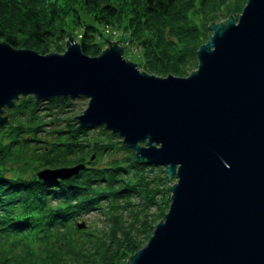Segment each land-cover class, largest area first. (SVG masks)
Segmentation results:
<instances>
[{
  "label": "water",
  "instance_id": "obj_1",
  "mask_svg": "<svg viewBox=\"0 0 264 264\" xmlns=\"http://www.w3.org/2000/svg\"><path fill=\"white\" fill-rule=\"evenodd\" d=\"M208 28L185 77L143 71L108 39L97 56L71 34L47 54L0 41V126L23 96L86 97L81 127H106L138 163L176 175L164 219L130 264H264V0Z\"/></svg>",
  "mask_w": 264,
  "mask_h": 264
},
{
  "label": "trees",
  "instance_id": "obj_2",
  "mask_svg": "<svg viewBox=\"0 0 264 264\" xmlns=\"http://www.w3.org/2000/svg\"><path fill=\"white\" fill-rule=\"evenodd\" d=\"M247 0H0V41L47 54L69 34L90 56L106 26L127 35L135 62L188 76L209 25L239 17ZM120 33V34H121ZM131 59V58H130ZM71 97L23 96L0 126V264H130L171 202L163 166L104 126L83 128ZM61 177L46 171L70 169ZM56 175V177H54Z\"/></svg>",
  "mask_w": 264,
  "mask_h": 264
},
{
  "label": "rangeland",
  "instance_id": "obj_3",
  "mask_svg": "<svg viewBox=\"0 0 264 264\" xmlns=\"http://www.w3.org/2000/svg\"><path fill=\"white\" fill-rule=\"evenodd\" d=\"M238 18V17H236ZM105 33L108 34L107 36V39L111 42H119V44L121 46L124 47V55L127 59L129 60H132L135 62L136 60V55L139 53V50L137 51L136 48H132V46L128 43L127 41V35H123V33H121L120 30L116 29V28H113L111 26H106L105 29H104ZM121 33V34H120ZM75 38V37H74ZM76 39V38H75ZM77 40V39H76ZM109 46V42L106 41V45H105V48ZM104 48V49H105ZM66 49V46L65 48L63 49V52L65 51ZM52 52H57V51H52ZM50 53V52H49ZM138 56V55H137ZM131 58V59H130ZM142 70V69H141ZM144 71V70H143ZM191 74V73H190ZM189 74V75H190ZM185 77V76H184ZM75 101L76 102H79L78 106H77V109L75 110V112H73V114H81L88 106V102H89V98H86V97H77L75 98ZM122 138V137H121ZM164 168V167H163ZM165 169V168H164ZM177 182V177L176 175L173 176V178L171 179V182H170V185H173L174 183ZM168 194L170 195L171 197V192H168Z\"/></svg>",
  "mask_w": 264,
  "mask_h": 264
}]
</instances>
